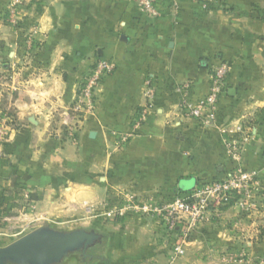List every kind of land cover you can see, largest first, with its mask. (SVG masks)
<instances>
[{
  "label": "crops",
  "instance_id": "1",
  "mask_svg": "<svg viewBox=\"0 0 264 264\" xmlns=\"http://www.w3.org/2000/svg\"><path fill=\"white\" fill-rule=\"evenodd\" d=\"M158 9L151 18L129 0H0V60L19 65L3 66L12 73L6 94L0 89V106L16 121L0 140V246L43 223H75L107 228L106 252L59 264H245L260 255L248 240L257 230L202 222L168 263L172 233L123 210L128 198L165 200L222 178L235 165L228 145L246 118L252 142L237 164L263 162L264 0H161ZM99 56L115 70L100 82L94 112L71 119L79 79ZM219 59L230 71L216 122L203 125L179 106L176 87L189 82L194 104ZM234 208L211 212L221 218Z\"/></svg>",
  "mask_w": 264,
  "mask_h": 264
},
{
  "label": "built area",
  "instance_id": "2",
  "mask_svg": "<svg viewBox=\"0 0 264 264\" xmlns=\"http://www.w3.org/2000/svg\"><path fill=\"white\" fill-rule=\"evenodd\" d=\"M135 3L138 10L146 16L155 18L159 16L158 4L161 0H129ZM115 70L112 62L104 57H96L89 68L82 74L77 84L74 99L69 107L71 119L83 120L87 115L94 112L97 104L96 91L100 82ZM230 71L228 63L222 59L215 61L209 66V80L207 92L194 104L186 98L190 86L189 82H183L176 87L180 93L178 104L188 110L190 117L200 124L213 125L217 119V104L225 91L226 79ZM140 118L146 116L145 110L139 112ZM4 121H3V120ZM0 123V140L3 139L6 127L5 121L9 120L8 114H2ZM250 128L244 123L238 122L233 131L232 141L228 145L229 158L235 162L234 170L227 173L223 178L208 180L199 183L197 186L186 192H175L165 200H148L136 202L131 198L126 201L123 210L131 209L156 218L162 228L169 232H176L177 236L170 248L168 263H173L185 253L189 233L201 221L206 213L209 204L227 200L234 192L249 194L250 187L254 185L256 178L254 171L239 168L237 162L239 140L246 136ZM239 144V145H238ZM238 167V168H237ZM117 207L106 212L107 217L116 214ZM121 211V209H119Z\"/></svg>",
  "mask_w": 264,
  "mask_h": 264
},
{
  "label": "rangeland",
  "instance_id": "3",
  "mask_svg": "<svg viewBox=\"0 0 264 264\" xmlns=\"http://www.w3.org/2000/svg\"><path fill=\"white\" fill-rule=\"evenodd\" d=\"M20 62L22 64H24V60L23 61L20 60ZM224 62H225V60H224ZM9 65H11L10 59H8L7 57H4L2 60H0V89L1 88L3 89L1 92L4 94H6V92L8 91L7 89L9 88V86H8V84H3V82H6L8 80V77L10 76V74L12 72L8 71L7 70L8 68L3 67V66H9ZM11 66H19V65L13 64ZM1 84H3V85H1ZM4 112H6L8 114L9 120L5 121L6 127H8V129L5 132L3 139H1V140H4L6 138V134H8L9 131L15 127V122H16L12 109L3 107V105H1L0 106V123H2L4 121L2 119V114ZM70 116H71V113H70ZM242 123H244L249 128L252 127V125H253L250 118H246L244 121H242ZM245 135L246 136H243L239 140V142H240V146H239V150H238L239 155L243 151L245 144L252 142V138H251V136L253 135L252 129L250 128L249 131H246ZM231 141H232V139L230 140V142ZM259 150H260L259 151L260 157H261L263 162L257 164V166L255 168H246V167H242V166L237 165L239 168H241L243 170L255 172L256 178L254 179V185L250 187L249 194L246 195L243 193L234 192L225 201H221V202H218L216 204H215V202H214V204H212V202H211L208 206L206 213L204 214V216L202 217V219L200 221V223H202V222H226L225 226H229L230 229L232 228L231 223L237 222V225L234 226L235 231L241 232V233H246L245 229H248L249 230V232H248L249 236H251L250 234L252 233L253 229L257 230L254 232H256V234H257L256 237H258V238H259V236L261 237L260 238L261 240L255 239L256 237L254 235L252 236V239H248V240L254 241L253 243H256L257 246H259V249H261V253H260V255H258L256 257H252V259H247V262H245V264H264V146L263 147L260 146ZM234 167H235V165H234ZM234 167H231L227 173H230L232 170H234ZM211 180H217V179H211ZM231 206H234L237 208H234L235 210L233 209L234 211H231L230 213L228 212L227 214L222 215L221 218H220V216H217L213 212H211L213 208H215V209H223L224 208L225 209V208L231 207ZM16 213L18 214V212H16ZM138 214H140V213H138ZM142 218L143 217H141V216H137V218H134L133 219L134 221H132V222H142V221L143 222H152V221L154 222V219L152 218V216H149L148 218L145 217L146 218L145 220ZM101 220L103 221V219H101ZM38 223L39 222H34V224H38ZM69 228L75 229V228H78V226L75 225V223H73V225H69ZM79 228L89 229L90 227H79ZM94 228H96L95 225H94ZM72 229H70V230H72ZM96 230L101 232L104 235V232H105V230H107V228L102 227V229L101 228L99 229L97 227ZM171 235H172L171 237L174 238V240H175L177 233L172 232ZM104 240H105V238H103L102 242L99 243L98 246L96 248H94V250L92 249L93 251H95L96 255L100 256V255H103L104 252H106L105 249H106L107 244L104 243L105 242ZM3 243H5V242H3ZM94 264H102V263H99V261L96 260V263H94Z\"/></svg>",
  "mask_w": 264,
  "mask_h": 264
},
{
  "label": "water",
  "instance_id": "4",
  "mask_svg": "<svg viewBox=\"0 0 264 264\" xmlns=\"http://www.w3.org/2000/svg\"><path fill=\"white\" fill-rule=\"evenodd\" d=\"M104 235L92 228L60 230L43 223L0 246V264H59L70 254L83 260L96 257L90 251L102 242Z\"/></svg>",
  "mask_w": 264,
  "mask_h": 264
},
{
  "label": "trees",
  "instance_id": "5",
  "mask_svg": "<svg viewBox=\"0 0 264 264\" xmlns=\"http://www.w3.org/2000/svg\"><path fill=\"white\" fill-rule=\"evenodd\" d=\"M208 6H209V8H212V9L215 8V6L213 4H211V5L209 4ZM102 261L105 263V260H102Z\"/></svg>",
  "mask_w": 264,
  "mask_h": 264
},
{
  "label": "flooded vegetation",
  "instance_id": "6",
  "mask_svg": "<svg viewBox=\"0 0 264 264\" xmlns=\"http://www.w3.org/2000/svg\"><path fill=\"white\" fill-rule=\"evenodd\" d=\"M94 250V249H93ZM93 250H91L90 252H93Z\"/></svg>",
  "mask_w": 264,
  "mask_h": 264
}]
</instances>
